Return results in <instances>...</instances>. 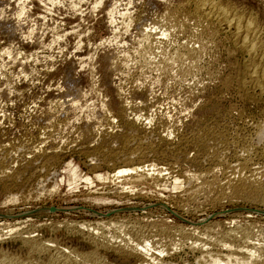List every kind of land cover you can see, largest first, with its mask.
<instances>
[{
  "label": "rangeland",
  "instance_id": "obj_1",
  "mask_svg": "<svg viewBox=\"0 0 264 264\" xmlns=\"http://www.w3.org/2000/svg\"><path fill=\"white\" fill-rule=\"evenodd\" d=\"M222 1L252 23L263 48L264 0ZM193 8L191 0H0V155L14 172L0 179V253L25 256L24 237L90 252L73 228L84 224L103 244H135L144 233L149 264H197L199 248L214 253L206 243L227 240L264 263V203L216 200L206 187L224 175L197 139L222 137L228 164L246 159L248 174L264 175V95L248 86L249 57L233 30L203 34ZM199 40L205 52L183 75L177 56ZM133 122L154 151L133 167L154 182L116 178L102 161ZM162 226L175 241L163 256Z\"/></svg>",
  "mask_w": 264,
  "mask_h": 264
},
{
  "label": "bare ground",
  "instance_id": "obj_2",
  "mask_svg": "<svg viewBox=\"0 0 264 264\" xmlns=\"http://www.w3.org/2000/svg\"><path fill=\"white\" fill-rule=\"evenodd\" d=\"M191 2L193 3V6H194L192 14H191L192 18L197 19L199 21L202 20V21L207 23L206 25L203 24L204 27L201 30V32L203 34L210 35L213 33L214 30L218 29L219 27L221 28V26H225V27L233 30L232 31L233 37H234L233 39L235 40L234 41L235 43L233 42L234 45L236 44L237 47L241 51H243L245 54H247V56L249 57L248 65L246 66L247 67L246 77L248 80V82H247L248 86L250 84L253 88H256L258 90V92H260V94L264 95V49H263L264 47L262 48L261 47L262 45L260 46V44L257 40V37H256V32L254 30L255 28H253L252 23L250 21L246 20L247 18L244 19L241 15H238L237 13H235L232 9H230V7H227L223 3L222 0H191ZM200 26H201V22H200ZM201 32L199 33L200 35H201ZM200 35H198V36L200 37ZM200 43H202V42L201 41L198 42V44H200ZM189 44L191 45L192 43H189ZM191 46L190 47L185 46L186 49L184 50V52L177 56L176 61L179 63V65L181 67L180 70H181V73L183 75L190 74L191 71H193L195 69V67H194L195 64L199 61L200 58H202V56H203L202 54L205 52L204 49H206V47L204 48L203 43L200 44L199 46L196 45L198 47H191ZM134 124H135V122L132 123V126L129 125L130 126L129 127V133L131 136L130 137H127V136L123 137L122 136L119 139V151H117V152L112 151L108 154L105 153L104 155H102V157H104V159L102 161L104 163H106V166L109 165L111 168L114 167L113 169H115L116 178H120V177L121 178H123V177L127 178L125 176H128L129 178H127L126 180L129 179L133 183H137V184L138 183L142 184V183L149 182V181L154 182V181L158 180V177L154 178L153 174L149 175V172L148 173H145V172L140 173V172H138L139 170L137 171V167L136 168L133 167L134 163H136V165L142 163V165H143V163H144L143 161H145L143 159H145V157L149 153L152 154L154 152L150 148L151 145H149L146 142L147 141L146 139L138 138L139 134H138V131H137L136 127L134 126ZM259 128H261V127H259ZM262 128H263V126H262ZM261 129L257 130V139L259 138L258 141L260 140V138L261 139L263 138L264 133ZM198 137H197V139L200 140L199 143L197 142L198 146L202 147L204 149V151L207 154L206 156L208 158L217 162L216 164L220 166L219 167L220 172H222L224 175L223 179L225 181H223L222 183L221 182L218 183L217 184L218 186L215 185V188H214V185H212V184H214V182H212L211 179L210 180H211L212 184L209 182L210 180L208 181L209 184L207 181L206 182L204 181L205 184L206 183L208 184V185L206 184L207 185V187L205 186L206 188L211 189L210 187H212V189H214V191H215V189L217 190L216 200L222 199L223 197H227V198L230 197V198H245V199H249V200H253V201L257 200L260 202L262 201V203H264V175H260V177H257L255 175V173H257V172H254V171H253L254 172L253 174H251V173L248 174L247 173L248 171H246V169H248V164H247L248 160H246V159L240 160V158H239L238 162L236 164H233V165L228 164V162L225 161L226 160L225 158L228 156L229 152H228L227 147L224 146L225 144H224L222 137H220L214 133H211V132H204L200 135L199 138ZM255 139H256V137H255ZM114 144H116V143H114ZM185 144H188V143L186 142ZM191 148H192V146H191ZM172 149H174V148H172ZM98 154H99L98 152H95V156L99 157ZM102 154H103V152H102ZM170 154H169V156H170ZM167 156H168V154H167ZM236 156L238 157L240 155H238L236 152V154L235 155L233 154V156H231V158L236 157ZM8 165H9L8 157L6 155H5V157L3 155L2 156L0 155V179H2V180L4 178H13L14 177L13 176L14 172H12V175H11L12 168H11V171L8 172L7 169H10L9 168L10 166H8ZM130 167H133V168H130ZM139 167H142V166H139ZM206 171H208V170H206ZM128 172H131V173H128ZM132 172H135V173L132 174ZM260 173L262 174V172H260ZM17 174L19 175V173H17ZM210 176H212V175H210ZM194 177H195V175H194ZM16 178L18 179V177H16ZM213 179H216V178H213ZM150 184H151V182H150ZM199 186L200 185H198L197 188ZM200 187H203V186H200ZM199 190H200V188H199ZM201 190H202V188H201ZM73 228L76 229V232L81 233V235L84 236L86 241L90 242V244L93 245V249L92 250L90 249L91 250L90 252L77 253L76 251L71 250L70 252L67 253L66 251H63V250L58 249V248L53 250L52 247L50 245H48L46 242L34 239L32 237H29V238L28 237L27 238L21 237L22 239H21L20 243L23 245V248H25V250H24V252L26 251L25 256L23 255V257H13V256L9 257L5 253L1 252L0 253V264H117L114 261L109 262L107 260L106 256L103 254L105 252H110V253L112 252L113 254H116L118 257L123 258L124 261H128L129 258H136L137 260H136L135 264H149L145 260H146V257L148 255V252L151 251L150 249L152 247L151 245L153 242H151L150 240L145 241L146 236L145 235L143 236L144 233L142 234V232H135L134 233L135 237L137 238L136 239L137 241L135 244H131L133 241L131 240L132 242H130L128 240L126 242L124 241L125 243L123 245L118 244L120 241L117 243L118 245H116L114 243L111 244L109 242L106 244L100 243V242H98V240L96 239V236L94 234H91L88 232L84 234V231H85L84 229L86 228V225H84V224L81 226L73 227ZM110 228H112V227H110ZM167 229H165L164 226H162V228H160L157 231L158 235L162 236L164 239V243L162 242L163 243V250L158 252V254L159 255L161 254L162 256H163V254H162L163 252H164V254L167 251H168V253L170 252L171 247H172L171 245L174 244V242H175V241H173L172 233H170V231ZM100 230H102V228ZM17 234H19V233H17ZM185 234H187V233H185ZM150 235H152V234H150ZM243 235L245 238V242H246V240H249L250 236L248 237L247 232ZM151 237H153V236H151ZM180 237H182V235ZM226 237H228V236H226ZM229 237H230V235H229ZM228 238H226V239H228ZM227 242H228V240H227ZM227 242L224 241V243H222V244L221 243H210V242L206 243L210 247L212 246V248L215 251L214 253H211L212 251H208L207 249H205L203 247L199 248L198 250L200 252V256L196 260L197 264H264L263 262H261L258 259V257L255 258L254 253L252 254L251 252H249V250L243 251L242 249H240V250H233L232 249L233 251L232 250L230 251L229 246L227 245ZM183 246H184V244H183ZM169 247H170V250L168 249ZM204 247H205V245H204ZM245 248H247V247H245ZM102 251H104V252H102ZM159 255L156 254V256H159ZM152 256H153V254H152ZM159 260H161V259H159ZM118 264H120V263H118Z\"/></svg>",
  "mask_w": 264,
  "mask_h": 264
}]
</instances>
